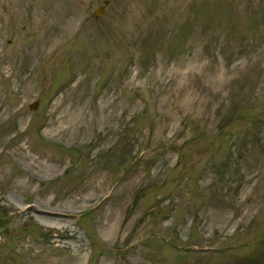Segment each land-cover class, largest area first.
Segmentation results:
<instances>
[{
	"label": "rangeland",
	"instance_id": "obj_1",
	"mask_svg": "<svg viewBox=\"0 0 264 264\" xmlns=\"http://www.w3.org/2000/svg\"><path fill=\"white\" fill-rule=\"evenodd\" d=\"M0 264H264V0H0Z\"/></svg>",
	"mask_w": 264,
	"mask_h": 264
},
{
	"label": "water",
	"instance_id": "obj_2",
	"mask_svg": "<svg viewBox=\"0 0 264 264\" xmlns=\"http://www.w3.org/2000/svg\"><path fill=\"white\" fill-rule=\"evenodd\" d=\"M103 10H104V6H103V5L98 6V7L96 8V10H95V15H96L97 17L100 16V15L102 14ZM30 108H33V106L31 105Z\"/></svg>",
	"mask_w": 264,
	"mask_h": 264
}]
</instances>
